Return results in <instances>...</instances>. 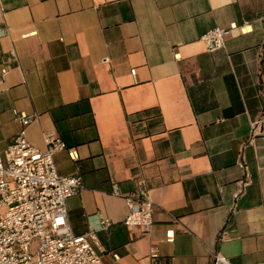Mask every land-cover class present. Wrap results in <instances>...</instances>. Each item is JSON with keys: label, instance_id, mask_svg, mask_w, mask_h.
I'll return each instance as SVG.
<instances>
[{"label": "crops", "instance_id": "crops-1", "mask_svg": "<svg viewBox=\"0 0 264 264\" xmlns=\"http://www.w3.org/2000/svg\"><path fill=\"white\" fill-rule=\"evenodd\" d=\"M232 25L207 52L201 36ZM3 68L0 152L21 115L38 150L64 144L56 170L82 182L68 222L103 264L264 263V0H0ZM140 181L145 234L123 224Z\"/></svg>", "mask_w": 264, "mask_h": 264}, {"label": "built area", "instance_id": "built-area-1", "mask_svg": "<svg viewBox=\"0 0 264 264\" xmlns=\"http://www.w3.org/2000/svg\"><path fill=\"white\" fill-rule=\"evenodd\" d=\"M234 29L233 25L227 29L215 27L200 40L212 53L224 48L225 37ZM7 73V68L1 69L0 83ZM36 118L19 116L22 130L0 152V264H103L102 247L95 243L96 232L75 235L68 222L66 201L79 193L82 182L79 176H62L56 170L53 154L64 149V144L53 134H45L47 148L40 151L26 138L25 128ZM138 185L135 192L124 197L128 214L123 224L145 234L153 226L152 203L143 182ZM239 185L235 200L247 181ZM113 192L119 196L115 186ZM109 226L110 222L102 219L98 230L107 231ZM173 238L174 231H168L165 241L171 243ZM225 240L219 235L218 241ZM149 256L157 258V250L151 249ZM212 264L231 263L214 252Z\"/></svg>", "mask_w": 264, "mask_h": 264}, {"label": "rangeland", "instance_id": "rangeland-1", "mask_svg": "<svg viewBox=\"0 0 264 264\" xmlns=\"http://www.w3.org/2000/svg\"><path fill=\"white\" fill-rule=\"evenodd\" d=\"M33 242H34V244H37L38 241L37 240H34Z\"/></svg>", "mask_w": 264, "mask_h": 264}]
</instances>
